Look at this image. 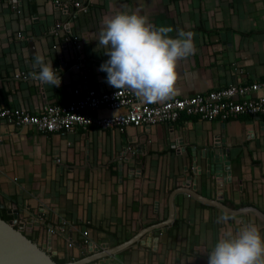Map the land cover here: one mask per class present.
<instances>
[{
    "label": "crops",
    "instance_id": "0c3cea01",
    "mask_svg": "<svg viewBox=\"0 0 264 264\" xmlns=\"http://www.w3.org/2000/svg\"><path fill=\"white\" fill-rule=\"evenodd\" d=\"M18 8L0 0V107L34 113L89 89H114L99 70L109 57L98 40L102 21L121 12L170 27L173 38L194 33L195 53L176 67L175 95L147 103L264 79V0H91L89 11L76 16L74 7L67 11L53 0H21ZM67 20L78 40L54 34L56 23ZM37 55L52 62L59 87L30 77ZM22 73L27 77H16ZM126 111L101 108L94 115ZM216 147L228 151L223 177L207 168L206 155ZM194 188L231 208L264 212V117L183 115L173 124L124 131L91 125L42 132L0 121V214L13 219L17 210L19 220L41 214L45 229L26 234L37 229V241L68 262L94 254L88 261L96 264H208L222 232L238 227L234 220L217 223L220 215L252 221L264 236V219L252 210L227 213L194 197ZM172 203L174 217L164 224ZM49 225L60 231L49 232Z\"/></svg>",
    "mask_w": 264,
    "mask_h": 264
},
{
    "label": "clouds",
    "instance_id": "9594fccd",
    "mask_svg": "<svg viewBox=\"0 0 264 264\" xmlns=\"http://www.w3.org/2000/svg\"><path fill=\"white\" fill-rule=\"evenodd\" d=\"M98 45L108 49L109 58L99 70L107 74L106 82L116 89H129L146 102L156 103L175 95L180 60L196 51L194 33L180 31L177 38L168 34L170 27L155 28L148 18L121 12L104 19ZM36 71L30 77L40 84L59 87L61 77L41 55L35 58ZM234 220L237 229L223 231L209 252L208 264H264V236L252 221L235 220L228 215L217 223Z\"/></svg>",
    "mask_w": 264,
    "mask_h": 264
},
{
    "label": "built area",
    "instance_id": "2783aa9c",
    "mask_svg": "<svg viewBox=\"0 0 264 264\" xmlns=\"http://www.w3.org/2000/svg\"><path fill=\"white\" fill-rule=\"evenodd\" d=\"M10 1L17 3L16 8L20 10L18 4L21 0ZM53 2L67 11L70 7H74L76 9L74 16H76L78 12L89 11L91 0H53ZM60 31L78 40V36L72 31L70 20L56 23L54 34L58 35ZM18 37L24 38V34L19 32ZM16 77L26 78L27 75L22 73ZM75 92L80 93L78 89ZM101 108L127 109V111L113 116L94 115V112ZM183 115L223 121L241 116L264 117V79L247 84H230L187 97H175L160 104L144 102L129 89L114 88L110 91L89 89L83 98L73 99L66 104H46L34 113L20 108L0 107V121L17 127L33 125L42 132L73 131L76 127L91 125L116 127L124 131L129 125L173 124ZM39 220H43L42 216ZM56 230L60 231L53 225L48 229L51 233ZM84 235L87 236L88 231H85ZM84 242L89 243V239L85 238ZM72 245L73 241H70L69 246Z\"/></svg>",
    "mask_w": 264,
    "mask_h": 264
},
{
    "label": "water",
    "instance_id": "95a60500",
    "mask_svg": "<svg viewBox=\"0 0 264 264\" xmlns=\"http://www.w3.org/2000/svg\"><path fill=\"white\" fill-rule=\"evenodd\" d=\"M17 6V3H14ZM228 152L226 149L224 151L223 147L220 149L216 147L207 153V163L209 174H214L223 177V160L225 159L224 153ZM229 160V159H228ZM214 171V172H213ZM221 182V179H220ZM190 192L194 197L203 200L207 203L214 204L219 208L223 209L227 213L235 214L245 210H252L260 218L264 219V212L256 207H243L239 209H234L223 203L221 200L210 199L201 195L196 189ZM183 191V190H182ZM172 199V196H171ZM3 206V205H2ZM14 213V218L11 220H5L0 215V264H59L55 259L54 255L50 250L46 249V245H41L39 241L32 240L26 234L27 229H33L35 226L43 227V221H40L41 214H39L38 219L33 217L21 218L19 212L16 210ZM174 217V205L171 204L170 215L164 224L169 223ZM31 220V221H30ZM52 226V225H49ZM156 227V226H155ZM45 229V227H43ZM41 228V231L44 230ZM124 245V244H123ZM120 246L113 247L108 251L104 252L102 255L113 254L116 250L120 249ZM99 256V255H98ZM91 255L89 258L79 259L76 261H69L65 264H85L88 263L90 259L95 260V257ZM88 261V262H86Z\"/></svg>",
    "mask_w": 264,
    "mask_h": 264
},
{
    "label": "trees",
    "instance_id": "16d2710c",
    "mask_svg": "<svg viewBox=\"0 0 264 264\" xmlns=\"http://www.w3.org/2000/svg\"><path fill=\"white\" fill-rule=\"evenodd\" d=\"M5 220H10L11 219V215L9 214H0ZM38 233L39 231L36 229H34V232L33 233H30V234H27V236L29 238H31L32 240H37L38 238ZM54 259L59 263V264H65L66 262V258H62V257H59L58 255L56 256H53Z\"/></svg>",
    "mask_w": 264,
    "mask_h": 264
},
{
    "label": "rangeland",
    "instance_id": "374dc122",
    "mask_svg": "<svg viewBox=\"0 0 264 264\" xmlns=\"http://www.w3.org/2000/svg\"><path fill=\"white\" fill-rule=\"evenodd\" d=\"M56 236H58L57 234H53V237H56ZM58 238V237H57ZM43 245V244H42Z\"/></svg>",
    "mask_w": 264,
    "mask_h": 264
}]
</instances>
